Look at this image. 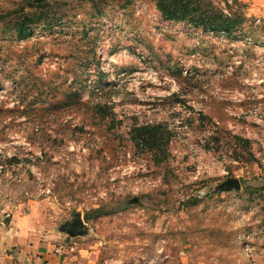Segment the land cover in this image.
Returning <instances> with one entry per match:
<instances>
[{
  "label": "rangeland",
  "instance_id": "rangeland-1",
  "mask_svg": "<svg viewBox=\"0 0 264 264\" xmlns=\"http://www.w3.org/2000/svg\"><path fill=\"white\" fill-rule=\"evenodd\" d=\"M34 2L0 0V221L70 264H264V0Z\"/></svg>",
  "mask_w": 264,
  "mask_h": 264
},
{
  "label": "crops",
  "instance_id": "crops-1",
  "mask_svg": "<svg viewBox=\"0 0 264 264\" xmlns=\"http://www.w3.org/2000/svg\"><path fill=\"white\" fill-rule=\"evenodd\" d=\"M29 217L0 221V264H70L51 242L38 240Z\"/></svg>",
  "mask_w": 264,
  "mask_h": 264
},
{
  "label": "trees",
  "instance_id": "trees-1",
  "mask_svg": "<svg viewBox=\"0 0 264 264\" xmlns=\"http://www.w3.org/2000/svg\"><path fill=\"white\" fill-rule=\"evenodd\" d=\"M35 2L40 0H34ZM32 2V1H31ZM30 4H33L31 3ZM34 2V3H35ZM200 0H196V3H198L196 6L193 7L192 10L190 8L191 3L188 2V0H158L157 6L159 11L161 12L162 16L165 20L170 21H185V20H191L195 22L196 25L202 24L205 26L206 29H212V30H218V29H228L231 30L234 26H236L238 23L234 21L230 15L228 14H210L208 17L201 18L200 21H196L194 19L193 13L197 10H199L198 5ZM192 16V17H191ZM202 16V15H200ZM25 32H27V24H25ZM156 130L157 127H150V126H143L140 130L142 132V135H148L155 137L156 136ZM140 134V136H142Z\"/></svg>",
  "mask_w": 264,
  "mask_h": 264
},
{
  "label": "water",
  "instance_id": "water-1",
  "mask_svg": "<svg viewBox=\"0 0 264 264\" xmlns=\"http://www.w3.org/2000/svg\"><path fill=\"white\" fill-rule=\"evenodd\" d=\"M237 186H238V187H237ZM235 187L239 188V187H241V184H240V183L235 184Z\"/></svg>",
  "mask_w": 264,
  "mask_h": 264
}]
</instances>
